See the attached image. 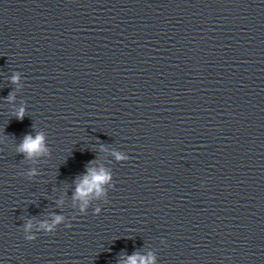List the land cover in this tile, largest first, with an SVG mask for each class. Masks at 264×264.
Returning a JSON list of instances; mask_svg holds the SVG:
<instances>
[{"label":"water","instance_id":"1","mask_svg":"<svg viewBox=\"0 0 264 264\" xmlns=\"http://www.w3.org/2000/svg\"><path fill=\"white\" fill-rule=\"evenodd\" d=\"M132 256L264 264V0H0V264Z\"/></svg>","mask_w":264,"mask_h":264},{"label":"clouds","instance_id":"2","mask_svg":"<svg viewBox=\"0 0 264 264\" xmlns=\"http://www.w3.org/2000/svg\"><path fill=\"white\" fill-rule=\"evenodd\" d=\"M19 79V76H13L12 82L16 83ZM25 109L21 108L19 113L17 114V118H24ZM45 137L43 133H38L35 137L31 134L26 135L23 139V142L19 145L17 151L18 153H23L27 158H32L34 156L42 155L47 152V148L45 146ZM31 175H36L35 170L31 173ZM110 179V176L104 174L103 170L98 174L94 169H89L88 174L85 175L81 181V183L77 186L76 195L80 199H84L86 193H92L94 190L99 194V190L101 188V184ZM62 217H56V221L59 222ZM30 228L31 225H28ZM29 239H35V237H29ZM128 264H137V257L132 256L129 257ZM143 264H147V262H143Z\"/></svg>","mask_w":264,"mask_h":264}]
</instances>
